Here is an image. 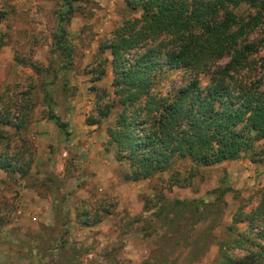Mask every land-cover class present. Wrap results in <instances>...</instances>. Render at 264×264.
I'll return each mask as SVG.
<instances>
[{"label":"rangeland","instance_id":"rangeland-1","mask_svg":"<svg viewBox=\"0 0 264 264\" xmlns=\"http://www.w3.org/2000/svg\"><path fill=\"white\" fill-rule=\"evenodd\" d=\"M71 1L73 11L63 22V42L68 45H58L59 11L65 0H0V109L11 116L27 112L18 134L0 125V147L31 159L23 177L0 170V264L147 260L164 231L151 207L158 206L160 198L221 201L220 213L198 226L196 234L206 236L207 248L192 262L216 264L226 226L240 208L255 206L264 190V140L219 164L203 166L175 156L168 169L147 179H126L129 164L116 160L106 132L124 99L112 86V55L104 43L112 42L116 29L140 9L128 0ZM230 9L243 20L257 12L249 3ZM260 19L248 31L250 40L263 41L264 14ZM261 46L250 55L255 62L242 69L240 78L264 77ZM211 76L199 74L200 84ZM192 78L182 67L170 69L151 91L172 95ZM107 106V114H101L99 108ZM49 111L60 117L63 127L49 118Z\"/></svg>","mask_w":264,"mask_h":264},{"label":"trees","instance_id":"trees-1","mask_svg":"<svg viewBox=\"0 0 264 264\" xmlns=\"http://www.w3.org/2000/svg\"><path fill=\"white\" fill-rule=\"evenodd\" d=\"M65 3L59 11L58 45H68L63 42V22L73 11L74 3ZM128 3L140 13L116 29L112 42L104 43L112 55V86L124 99L121 113L106 132L116 148V160L129 164L126 179H147L168 169L175 156L187 157L203 166L219 164L238 158L255 142L264 140V77L240 78L242 69L255 62L250 55L264 45V37L261 42L247 37L264 14V0ZM241 3L256 8L252 19L243 20L230 9ZM226 57L223 66L216 65ZM180 67L189 70L193 78L178 86L172 95L151 91L162 74ZM204 72L212 76L202 86L199 74ZM107 110L108 106L99 108L101 114H107ZM49 112V118L63 127L60 117ZM26 113L11 116L8 110L0 109V125L12 127L13 133L18 134ZM30 166L31 159L22 153L11 154L0 147V170L23 177ZM216 190L220 191H212ZM259 193L257 204L246 211L240 208L226 226L227 235L218 242L216 264L264 263V190ZM159 201L158 206L151 207L164 231L148 259L137 264H192L207 248L206 236L196 234L199 225L220 213L221 201ZM244 221L245 226L239 227ZM209 227L211 231L213 222ZM165 242L169 245L162 248Z\"/></svg>","mask_w":264,"mask_h":264}]
</instances>
